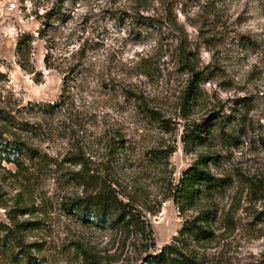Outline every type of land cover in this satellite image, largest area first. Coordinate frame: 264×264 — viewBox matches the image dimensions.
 I'll return each mask as SVG.
<instances>
[{
  "label": "rangeland",
  "instance_id": "obj_1",
  "mask_svg": "<svg viewBox=\"0 0 264 264\" xmlns=\"http://www.w3.org/2000/svg\"><path fill=\"white\" fill-rule=\"evenodd\" d=\"M196 124L203 139L186 141ZM0 133L59 162L82 151L152 228L150 238L69 213L68 198L94 187L70 180L80 165L35 169L24 187L1 160L0 222L37 228L24 234L29 263L0 238V264H150L190 220L206 231L191 242L202 264H264V0H0ZM195 164L211 178L181 208L176 188Z\"/></svg>",
  "mask_w": 264,
  "mask_h": 264
},
{
  "label": "trees",
  "instance_id": "obj_2",
  "mask_svg": "<svg viewBox=\"0 0 264 264\" xmlns=\"http://www.w3.org/2000/svg\"><path fill=\"white\" fill-rule=\"evenodd\" d=\"M50 13L51 12L47 13L48 16ZM141 18L145 24H152L147 22L150 21V17L145 18L141 16ZM30 41L31 35L29 33H23L19 37L16 53L20 57H25L26 54H28L29 49L26 45L29 44ZM186 66L198 75L196 68L192 64L186 62ZM194 83L195 80H192L188 93H186L184 97L185 103L188 105L191 100L197 99L199 96L200 88L197 84L194 86ZM127 93L137 99L136 93L130 90H128ZM63 105V101L55 104H43V106L49 108L62 107ZM40 106L42 105L40 104ZM150 112L156 117L155 112ZM186 136V141L189 139L193 140L194 138L203 139L200 125L196 124L191 127ZM104 137L108 140L112 138V136L108 138V134H105ZM124 139L125 137L120 133H117V136L113 139L115 142L112 148H115L117 154L121 151V148L124 147ZM207 158L208 157L202 158V163H206ZM1 160L14 164L16 173H19L18 176L20 175L22 177L21 183L24 184H22L24 187H26L25 184L30 183V180L34 176L33 171L35 169L46 165L58 166L60 163L80 165V169L69 172L70 180L79 186H84V190H87L89 186L94 187L91 193L85 191V195H77L68 198L65 204L66 210L84 224L92 223L101 227L110 226L112 228L122 227L129 232L136 229L151 238L152 228L150 223L142 219L143 213L131 201H124L120 198V192L113 187V179L102 181L98 176L89 173V167L82 151H73L70 153V156L64 157L62 162H59L20 139L14 140L5 138L0 133V161ZM210 178V172L206 168L199 167L197 164L191 166L183 173L176 188L179 196L178 203H180L181 208L195 203L196 199L199 197V189L196 187L198 181L209 180ZM21 212L27 213L30 212V209L24 208L21 209ZM36 228V222L31 220L18 221L12 217V223L10 225L0 222V232L3 233L0 238H3V244L11 246L12 251L19 248L20 259L29 263L30 254L25 250L27 244L25 243L24 234L25 230ZM203 234H206V231L199 225L198 220L186 221L179 235L175 236L171 243L163 246L159 253L151 255L148 261L150 264H202L203 262L201 263L199 255L193 249L191 242L205 237ZM191 237L192 240H190ZM88 254L90 253L86 252V255ZM89 256L92 260L90 264H101V261L95 260L92 254Z\"/></svg>",
  "mask_w": 264,
  "mask_h": 264
}]
</instances>
